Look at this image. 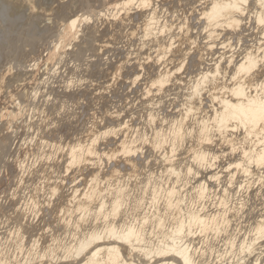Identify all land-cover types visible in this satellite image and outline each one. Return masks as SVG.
<instances>
[{
  "label": "bare ground",
  "instance_id": "6f19581e",
  "mask_svg": "<svg viewBox=\"0 0 264 264\" xmlns=\"http://www.w3.org/2000/svg\"><path fill=\"white\" fill-rule=\"evenodd\" d=\"M27 2L0 0V264H264V0Z\"/></svg>",
  "mask_w": 264,
  "mask_h": 264
},
{
  "label": "rangeland",
  "instance_id": "374dc122",
  "mask_svg": "<svg viewBox=\"0 0 264 264\" xmlns=\"http://www.w3.org/2000/svg\"><path fill=\"white\" fill-rule=\"evenodd\" d=\"M160 5V4H159ZM166 8V9H165ZM159 12H158V14H159V17H160V20H164V21H166V19H168L169 21H171L173 18H170L169 16H168V10H167V6H161L159 9ZM161 14V15H160ZM168 17H167V16ZM176 15V14H175ZM167 17V18H166ZM174 20H177V22L176 21H174ZM174 23H173V22ZM171 21V23H173L175 26L179 23L178 22V19L175 17V19H173ZM177 24H176V23ZM51 40V39H50ZM53 40H54V38H53ZM52 41V40H51ZM119 45L118 46H120L121 48H122V46H123V49L124 50H126V49H128V52H132V53H135V51H136V48L138 47L137 45H139L138 44V42H134V45H133V47L131 46V48L128 46H125L124 44L122 45V43L119 41V43H118ZM122 45V46H121ZM136 45V46H135ZM21 46H23V45H21ZM125 46V47H124ZM134 49V50H133ZM138 49H140V48H137V50ZM240 49V46H237L236 47V45H235V43L233 44V49L231 50V51H234V50H236V51H238ZM130 50V51H129ZM153 50H154V47L153 48H151V49H149V47L148 48H144V49H141V51L142 52H140L142 55H140V57L143 59V58H145L146 57V53L148 54V52H153ZM138 51H140V50H138ZM228 51V50H227ZM235 51V52H236ZM136 53H137V51H136ZM88 54V55H87ZM87 54H84L85 56H83L84 58L82 59L81 57H80V60H78V59H76V61H74V60H72L71 58H68V59H66V61L64 62V65L62 64V65H60L59 66V70L60 71H58V73L56 74V75H53L54 77H52L51 79H50V82H49V85H47L46 86V90H44V89H42L41 91L42 92H44V91H46L45 92V94H43V97H39L37 100H35V102H34V104H32V106L30 107V110H29V112L27 113V119L29 120V118H30V116L32 115V113L33 112H35L34 111V107H36V106H41L42 107V105H43V103L48 99V97H49V93L51 92V89L53 88V89H61V87H63L65 84L64 83H66V82H68V81H75L76 79L77 80H79L80 79V77H82V75H81V73H80V70L81 69H84L85 67H86V65H87V59L89 60V55H90V53H87ZM230 54V53H229ZM114 55H115V53L113 54V52H111V53H108V54H106L102 59H104V61L105 60H107V58H113L114 57ZM111 56V57H110ZM133 56H135V55H133ZM132 56V57H133ZM144 56V57H143ZM14 57V56H13ZM15 57H16V55H15ZM14 57V58H15ZM14 58H12L13 59V61H14V63H15V61H17V60H15ZM73 61V62H72ZM80 61V62H79ZM67 62V63H66ZM17 63V64H16ZM15 64L16 65H14L13 63H12V65H13V67L15 68V70H17V67H18V65L20 64L19 62H16ZM80 64V65H79ZM71 65V66H70ZM85 67H84V66ZM20 66V65H19ZM79 66V67H78ZM76 67V68H75ZM19 68V67H18ZM73 71V72H72ZM181 73H184V77H185V71H182ZM189 75V74H188ZM187 74H186V77H185V79L188 81L189 80V76H188ZM80 76V77H79ZM183 76V75H182ZM64 81V82H63ZM48 87V88H47ZM57 87V88H56ZM49 89H50V91H49ZM143 89H144V87H143ZM139 91V94H138V92H137V94L135 95V93H134V95H130V99H129V97L128 98H126V97H122V99L120 98L119 100L118 99H115L114 101V103L115 104H117V106L115 105V104H113V106H111V108H114L115 106L116 107H118V106H120L121 107V109L122 110H124L125 111V113H127L130 109H132V106H133V109H134V111L133 110H131L130 111V113H128V114H125L124 116H125V119H126V121H131V119H132V116L135 118V120L136 121H134V125H137V127L139 128H141V127H144L145 126V119H146V117H145V112H143V113H141L142 111H143V109H142V107H140V106H136V107H134L136 104L137 105H139L138 104V96L141 94L140 93V89H138ZM168 94V95H167ZM167 94H164V95H166L165 97H163L162 98V101L164 102L162 105H161V107L162 108H158L159 110H158V115L159 116H161V118H163L164 117V114H166V111L167 112H170V113H174L175 111H177V109L179 110V108H180V101L179 100H182L183 99V97L182 96H180V97H178V96H176L175 95V92L174 91H170L169 93L167 92ZM177 98V99H176ZM125 99L127 100V101H125ZM45 100V101H44ZM116 100L118 101V102H116ZM123 100V101H122ZM156 100H158V98L157 97H155L154 98V100L153 101H156ZM44 101V102H43ZM175 101V102H174ZM134 102L136 103V104H134ZM120 107H118V108H120ZM124 107V108H123ZM140 107V108H139ZM178 107V108H177ZM72 107H66L65 108V110L66 109H68V110H66V111H68V115L67 116H69L70 117V119L73 117L72 116V112L74 111V109L75 108H72ZM126 108V109H125ZM176 108V109H175ZM70 109V110H69ZM164 109V110H163ZM65 110H62V112L63 111H65ZM142 110V111H141ZM166 110V111H165ZM65 111V112H66ZM174 111V112H173ZM64 112V113H65ZM71 112V113H70ZM139 112H140V114H139ZM70 113V114H69ZM138 113V114H137ZM30 116H29V115ZM63 114V113H62ZM66 114V113H65ZM133 114V115H132ZM162 114V115H161ZM68 117V118H69ZM145 118V119H144ZM37 119V117L35 116V118H33V120H36ZM34 122H37V120L36 121H34ZM50 122H55V119L53 118V120L50 118ZM38 123H40V121L38 122ZM21 130V131H20ZM20 130H19V132H18V137H17V139L15 138V144L17 143H21V144H23L25 141H27L28 139L30 140V138H31V136L33 137V130L32 129H29V128H24V129H22V128H20ZM24 130V131H23ZM29 133V134H28ZM28 140V141H29ZM19 145V144H18ZM38 151V150H37ZM43 151V150H42ZM42 151H39V153L40 152H42ZM33 160V158L31 157V158H29L28 159V161H27V163L28 164H32V165H34L33 163H34V161H32ZM2 163H3V161L1 162V160H0V176H1V173H2V171H3V165H2ZM152 163L150 162L149 163V165L150 166H148L147 167V171H151L150 169H152V168H154V169H152V170H156L157 168H158V165L156 166V165H154V164H152ZM152 167V168H151ZM144 169H146L145 167H144ZM144 169L142 168L140 171H141V174L144 172ZM147 171H145L144 172V174H147Z\"/></svg>",
  "mask_w": 264,
  "mask_h": 264
},
{
  "label": "snow or ice",
  "instance_id": "6c2138e0",
  "mask_svg": "<svg viewBox=\"0 0 264 264\" xmlns=\"http://www.w3.org/2000/svg\"><path fill=\"white\" fill-rule=\"evenodd\" d=\"M13 7H16V6H13ZM25 8L27 11H30L33 14V16H36V17L40 16L42 12L44 11L42 4H41V0H28V2L25 4ZM259 112L261 114V117L264 118V103L260 105ZM185 264H191V261L186 260Z\"/></svg>",
  "mask_w": 264,
  "mask_h": 264
}]
</instances>
